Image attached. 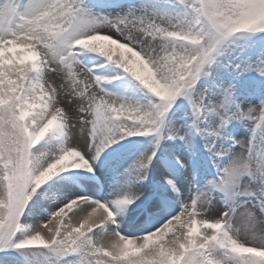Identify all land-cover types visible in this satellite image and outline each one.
<instances>
[{
	"label": "snow or ice",
	"instance_id": "6c2138e0",
	"mask_svg": "<svg viewBox=\"0 0 264 264\" xmlns=\"http://www.w3.org/2000/svg\"><path fill=\"white\" fill-rule=\"evenodd\" d=\"M0 264H264V0H0Z\"/></svg>",
	"mask_w": 264,
	"mask_h": 264
}]
</instances>
